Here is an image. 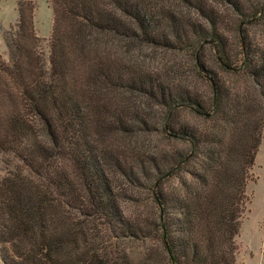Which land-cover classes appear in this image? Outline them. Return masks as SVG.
<instances>
[{"label":"trees","instance_id":"trees-1","mask_svg":"<svg viewBox=\"0 0 264 264\" xmlns=\"http://www.w3.org/2000/svg\"><path fill=\"white\" fill-rule=\"evenodd\" d=\"M184 1L194 4L204 18L200 24L189 21L184 26L175 11L155 0H52L54 28L47 67L37 51L33 4L18 0L16 54L11 66L0 68V97L14 103L9 123L20 135L28 160H36L42 171L35 184L19 176L0 177L4 264H132L124 250L113 258L93 245L96 219L117 225L121 232L128 228L106 166L113 158L129 172L123 154L113 149L114 141L132 131L135 123L120 107L126 105L123 93L113 95L121 96L119 102L111 96L122 86L165 103L163 130L180 144L157 161L151 157L154 169L145 171L154 179L156 230L165 261L236 264L235 237L263 137L264 0ZM164 25L178 39H197L195 46L207 40L212 46L221 71L195 52L197 73L209 85L207 94L173 89L151 73L138 75L108 50L103 39L93 36H138L168 47ZM250 27L261 28V37L253 36ZM221 72L243 79L233 83ZM100 82L104 86L92 89ZM28 104L45 121L50 149L32 137ZM182 108L204 123L178 120L176 112ZM101 129L109 133H103L106 146L97 145ZM168 178H177V186L166 189Z\"/></svg>","mask_w":264,"mask_h":264},{"label":"rangeland","instance_id":"rangeland-1","mask_svg":"<svg viewBox=\"0 0 264 264\" xmlns=\"http://www.w3.org/2000/svg\"><path fill=\"white\" fill-rule=\"evenodd\" d=\"M33 4V24L35 34L39 37L37 41L38 55L41 60L49 64L52 33L54 28V9L52 0H29ZM217 3L219 0H214ZM158 4H164L175 11L185 23L189 21L200 24L204 18L198 13L194 4L184 0H155ZM224 8V5H222ZM226 9V8H225ZM224 9V10H225ZM226 14V10L223 12ZM19 18L18 0H0V68L12 65V55L16 54L14 36L17 32ZM188 26V25H187ZM135 28V25H133ZM165 33L169 38L170 46L155 45L143 37H121L113 34H97L105 42L108 50L122 57L125 65L138 75L143 72L151 73L152 77L165 86L173 89H190L199 93L207 94L209 85L202 79L197 71L196 53L208 66L218 68L214 51L207 40L199 46L194 43L197 39H178L173 29L164 25ZM250 33L257 38L261 37V28L250 27ZM235 44L237 39H230ZM261 41V39H258ZM199 47V48H198ZM105 52L108 53L106 49ZM196 52V53H195ZM122 59V60H123ZM128 61H127V60ZM44 62V65H45ZM222 73V72H221ZM222 75L233 83L242 81L241 75ZM229 75V76H228ZM0 80L3 75L0 73ZM3 86V83H0ZM102 87L104 84H93L92 89ZM113 91L111 96L122 92V102L130 112L134 129L125 132L114 141L116 152L127 161L128 173H124L119 163L111 158L106 166L111 173L117 204L121 211L122 218L128 223L122 232L117 225L110 224L107 220L96 219L98 229L94 231L93 245L95 251L112 255L117 251L124 250L127 260L132 264H167L165 253L160 243V236L157 227V209L153 195L154 179L145 176V171L154 169V162L161 159L166 153L180 146L177 142L169 139L164 130L165 117L168 108L165 103L151 99L150 95L131 87H119ZM114 97L115 102L120 97ZM4 97H0V177L19 176L27 184L38 183L41 179L42 169L39 163L28 160L27 151L23 148V142L17 131L13 130L8 120V114L14 108ZM28 107V108H27ZM26 112L29 113V120L34 126L32 137L48 147L52 146V139L43 118L36 114L28 104ZM177 119L189 121L194 124H203V120L192 116L189 109H179L176 112ZM109 134L101 129L98 132L97 145L106 146L109 143L103 138ZM103 138V139H102ZM33 141V140H32ZM28 142V141H27ZM37 144V143H36ZM45 147V148H46ZM45 150L44 147L40 148ZM34 150H38L34 148ZM111 150V149H110ZM36 153H39L37 151ZM128 160L131 163L128 164ZM130 166L132 169L130 170ZM177 178H168L165 188L177 186ZM248 200L241 217V226L238 235L235 237L236 264H264V127L263 137L258 148L254 165L251 169V178L246 186ZM120 226V225H119ZM95 243V244H94ZM0 264H4L1 256ZM123 255V254H120Z\"/></svg>","mask_w":264,"mask_h":264}]
</instances>
